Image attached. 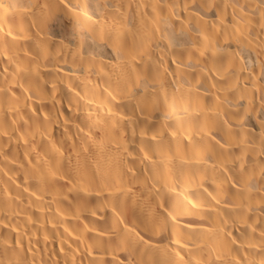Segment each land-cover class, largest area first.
<instances>
[{
  "label": "bare ground",
  "instance_id": "6f19581e",
  "mask_svg": "<svg viewBox=\"0 0 264 264\" xmlns=\"http://www.w3.org/2000/svg\"><path fill=\"white\" fill-rule=\"evenodd\" d=\"M0 264H264V0H0Z\"/></svg>",
  "mask_w": 264,
  "mask_h": 264
}]
</instances>
